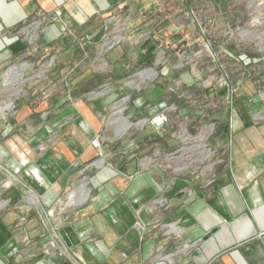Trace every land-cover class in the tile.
<instances>
[{
	"label": "crops",
	"instance_id": "0c3cea01",
	"mask_svg": "<svg viewBox=\"0 0 264 264\" xmlns=\"http://www.w3.org/2000/svg\"><path fill=\"white\" fill-rule=\"evenodd\" d=\"M123 1L0 0V93L18 82L15 71L40 69L20 97L0 100V264H264V120L239 98L228 166L138 159L128 175L120 168L129 159H110L107 142L93 144L102 141L103 112L118 95L108 85L125 78L129 61H115L121 47L65 37L104 31L108 11ZM52 13L43 43L32 44L25 36L34 22ZM59 37L60 47L47 43ZM102 85L109 93L99 100ZM161 94L149 87L135 104L152 103L154 120L164 110ZM133 144L143 155L138 136L120 149Z\"/></svg>",
	"mask_w": 264,
	"mask_h": 264
},
{
	"label": "rangeland",
	"instance_id": "374dc122",
	"mask_svg": "<svg viewBox=\"0 0 264 264\" xmlns=\"http://www.w3.org/2000/svg\"><path fill=\"white\" fill-rule=\"evenodd\" d=\"M57 11L61 10H56L59 15ZM54 13L43 23L35 21L29 34H24L32 44L43 43L42 30L52 24ZM108 13L113 19L104 31L90 38L65 37L72 44L97 43L107 51L121 47L115 61H129L125 78L108 85L117 87L118 95L103 112L105 126L102 141L94 139L100 141L97 147L107 142L110 159L136 156L134 144L123 150L120 146L138 136L145 151L138 158L145 162L216 159L228 166L233 141L231 109L238 98L243 107L253 110L257 121L264 120V0H125L114 3ZM65 38L47 43L60 47ZM63 52L50 56L49 63ZM73 54L78 59L82 52ZM38 66H30L18 82L5 86L0 100L14 101L28 90L38 80ZM157 86L164 91L157 104L165 105L154 121L158 115L147 111L152 103L135 104V100L146 87ZM105 87L96 91L97 99L109 93ZM122 118L131 123L126 130ZM172 133L175 143L169 145Z\"/></svg>",
	"mask_w": 264,
	"mask_h": 264
},
{
	"label": "water",
	"instance_id": "95a60500",
	"mask_svg": "<svg viewBox=\"0 0 264 264\" xmlns=\"http://www.w3.org/2000/svg\"><path fill=\"white\" fill-rule=\"evenodd\" d=\"M138 159L137 157H133L132 159H129L123 166L120 168L121 171L128 175H132L137 171L138 167ZM68 229L61 231V235L67 239L66 232Z\"/></svg>",
	"mask_w": 264,
	"mask_h": 264
},
{
	"label": "bare ground",
	"instance_id": "6f19581e",
	"mask_svg": "<svg viewBox=\"0 0 264 264\" xmlns=\"http://www.w3.org/2000/svg\"><path fill=\"white\" fill-rule=\"evenodd\" d=\"M16 72H18V70L17 71H15V74L12 76V77H14V78H12L13 80L14 79H19L20 77H21V74H22V69L19 71V74H17V76H16ZM10 74V73H9ZM9 76H11V75H9ZM17 79V80H18ZM13 82H15V81H13ZM125 123H126V125L128 126L129 125V122L125 119ZM124 132V131H123ZM121 133H122V131H121Z\"/></svg>",
	"mask_w": 264,
	"mask_h": 264
},
{
	"label": "flooded vegetation",
	"instance_id": "af4514ba",
	"mask_svg": "<svg viewBox=\"0 0 264 264\" xmlns=\"http://www.w3.org/2000/svg\"><path fill=\"white\" fill-rule=\"evenodd\" d=\"M148 88H149V87H146L145 91H146ZM133 157H137V156H133ZM133 157H124L123 159H132ZM137 159H139V158L137 157Z\"/></svg>",
	"mask_w": 264,
	"mask_h": 264
},
{
	"label": "built area",
	"instance_id": "2783aa9c",
	"mask_svg": "<svg viewBox=\"0 0 264 264\" xmlns=\"http://www.w3.org/2000/svg\"><path fill=\"white\" fill-rule=\"evenodd\" d=\"M99 143H100V142H99L98 140H94V141H93V144H95L96 146H98Z\"/></svg>",
	"mask_w": 264,
	"mask_h": 264
}]
</instances>
